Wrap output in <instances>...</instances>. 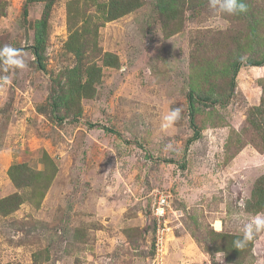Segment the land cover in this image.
Returning a JSON list of instances; mask_svg holds the SVG:
<instances>
[{
	"label": "rangeland",
	"instance_id": "374dc122",
	"mask_svg": "<svg viewBox=\"0 0 264 264\" xmlns=\"http://www.w3.org/2000/svg\"><path fill=\"white\" fill-rule=\"evenodd\" d=\"M108 1L54 4L40 67L34 26L44 2L26 16V0H0V48L22 49L28 65L0 71L10 78L0 81V264H264V231L238 260L216 252L264 213L248 203L264 176V139L248 121L264 97V67L249 65L264 59V0L252 3L255 21L215 17L206 3L165 18L167 30L156 0L111 22L100 8ZM93 16L98 34H85ZM72 40L85 44L84 64L101 69L92 90L74 95L65 77L78 65ZM106 54L120 66H106ZM215 92L232 96L227 108L202 97ZM175 107L181 119L162 130ZM193 114L201 137L190 143ZM166 191L182 221L151 214ZM154 224L179 225L159 241L157 260Z\"/></svg>",
	"mask_w": 264,
	"mask_h": 264
},
{
	"label": "trees",
	"instance_id": "16d2710c",
	"mask_svg": "<svg viewBox=\"0 0 264 264\" xmlns=\"http://www.w3.org/2000/svg\"><path fill=\"white\" fill-rule=\"evenodd\" d=\"M59 0H26V5L24 7V14L27 16L28 15V7L32 4V3H36V2H44L45 4V8H44V12L42 15V20L37 21L35 23L34 29H35V46H34V50H35V54L38 57V64L40 67H43V53L45 52V48H46V40H47V36H48V30H49V18L51 15V11L52 8L54 6V4H56ZM254 0H244V2L247 4V12L240 14L239 16L241 18H245V19H254V14L251 12L252 9V3ZM206 3H208L207 0H156V10L158 11V13L161 16L162 19V26L164 25L165 30L168 29V27H170L169 25H167V23H169L168 20L165 21L166 19H171V21L173 19H175L176 17H178L179 14L184 13V8L187 6L189 7V9H195L196 6H202L205 5ZM143 5V1L142 0H109L107 3L101 4L100 8L103 12V19L107 22H111V21H115L118 20L128 14L133 13L136 9L140 8ZM71 9V8H70ZM71 10L69 12V26L70 29H73L78 20L79 17L74 14V12ZM76 15V16H74ZM97 21H95L94 16L91 17L86 23H85V27H86V32L85 34H92V35H97ZM256 26L253 27V31L255 30ZM172 30V28H169L168 32H170ZM72 37H77V35L73 34ZM82 37V36H81ZM80 37V38H81ZM79 38V40H80ZM79 40H72V41H68L67 43V47H68V52L70 53H74L77 57V62L78 65L71 70H67L65 77L66 79L69 81V84L71 85V87L73 88L72 94H77L79 92V90L82 89L83 93L85 92V90L88 88L90 90H92L93 88V82H96L97 80H100L101 77V69L97 70L96 67H91V66H86L84 64L85 61V53H84V49H85V44H81L78 45V41ZM106 61H104L106 66H110V67H118L120 66V62L118 61V58L116 56H114L113 54H106ZM197 65V62H193L191 63V68L193 69L195 66ZM250 66H259V67H264V59L262 62H256L253 61L250 58ZM236 72L235 74H237V72L239 71V66H236ZM86 77L87 78V83L85 85L82 84V78ZM198 82V81H197ZM196 81L191 83L192 86V93L191 95L195 97L196 95V86L195 85ZM199 88V87H198ZM201 89V88H199ZM85 95V94H84ZM192 96H190V100L191 102H193V98ZM204 98L207 99V102H210V105H221L223 107V109L227 108L228 106V102L225 103L223 102L224 99H230L232 96L229 94H224L221 92H215L214 94H211V96H202ZM59 100H62V98H59ZM209 105V106H210ZM208 106V107H209ZM212 107L210 111L211 115L213 116L214 114H217V110L215 107ZM191 109L192 111H194V104L192 103L191 105ZM250 112L255 113L254 114V118H251L249 121L250 124V128L252 130L257 129L259 131H261L262 133V137L264 139V123H258L256 121V114L257 112H260V115L263 116V121H264V97L261 99V104L260 106L254 107L250 110ZM191 124H192V128L195 130L194 132V136L191 138V140H189L190 143H192L193 141H197L198 139H200L201 137V131L198 127L197 122H195L194 119V114L191 118ZM10 175L13 177V179L15 181H17V179L14 176V171L11 169L10 171ZM258 186L256 185V188L254 190V196H258V199L255 198H251V200L248 202L249 205H252L253 201H255L254 206H256L257 208H263L264 209V176L261 177L258 180ZM253 209V207H252ZM183 219V217L181 218ZM155 247V245H154ZM155 252V257L157 258V251L156 249H154ZM218 253L224 252L227 255H232V257L236 260L240 259L241 257H243V249L242 250H238L236 248L233 247V244H231L230 249H226L224 247L221 248H217ZM233 259L231 258V261Z\"/></svg>",
	"mask_w": 264,
	"mask_h": 264
},
{
	"label": "clouds",
	"instance_id": "9594fccd",
	"mask_svg": "<svg viewBox=\"0 0 264 264\" xmlns=\"http://www.w3.org/2000/svg\"><path fill=\"white\" fill-rule=\"evenodd\" d=\"M209 8L211 9L213 15L218 18H223L224 16H235L247 12V4L244 0H208ZM241 60H244L245 57H241ZM0 71L5 73L9 71H14L16 69H26L28 67L26 59L23 55L22 49L14 48L10 45H5L0 48ZM0 81L4 84L10 83V78L8 75L0 76ZM182 108L175 107L171 108L165 115L162 116L161 128L162 130L168 129L175 122L181 119ZM166 150H174L173 145L168 143L165 145ZM167 192V191H166ZM172 204H173V195H172ZM152 206V205H151ZM240 207H245L243 201L240 202ZM152 208V207H151ZM173 210L177 212L178 218L173 215V218L176 222L182 221L181 218L184 216L182 211L175 209L172 206ZM152 214V213H151ZM171 218L168 214V220ZM150 221H153L150 216ZM172 228H177V226H171ZM155 236L153 243L156 249V240H157V227L154 224ZM264 231V213H257L253 216H250L246 220L241 222L240 236L237 239L233 240V247L242 250L247 247L248 243L253 239L254 235ZM157 251V250H156ZM157 260V258H156Z\"/></svg>",
	"mask_w": 264,
	"mask_h": 264
},
{
	"label": "built area",
	"instance_id": "2783aa9c",
	"mask_svg": "<svg viewBox=\"0 0 264 264\" xmlns=\"http://www.w3.org/2000/svg\"><path fill=\"white\" fill-rule=\"evenodd\" d=\"M151 213L158 220H163L164 222L168 220V214H174L177 218L179 217L177 212L172 208V194L170 192H161L159 196L154 200L151 208ZM171 226L168 224H159L157 227V240H156V250L158 257V247H160L159 241L164 239V234L166 231H171Z\"/></svg>",
	"mask_w": 264,
	"mask_h": 264
}]
</instances>
